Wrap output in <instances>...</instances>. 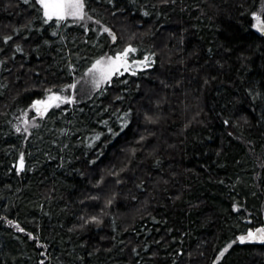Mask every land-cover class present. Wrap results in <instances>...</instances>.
I'll return each instance as SVG.
<instances>
[{"label":"trees","instance_id":"16d2710c","mask_svg":"<svg viewBox=\"0 0 264 264\" xmlns=\"http://www.w3.org/2000/svg\"><path fill=\"white\" fill-rule=\"evenodd\" d=\"M261 5L88 0L85 28L0 0V264H212L228 245L216 264H264V242L238 239L264 225ZM128 44L150 65L78 88L24 131L45 89ZM91 215L103 222L84 224Z\"/></svg>","mask_w":264,"mask_h":264},{"label":"snow or ice","instance_id":"6c2138e0","mask_svg":"<svg viewBox=\"0 0 264 264\" xmlns=\"http://www.w3.org/2000/svg\"><path fill=\"white\" fill-rule=\"evenodd\" d=\"M114 0H108V3H113ZM25 4L29 3V0H24ZM35 4L39 5L37 11L42 12V19L44 24H48L49 22H54L56 24H61L62 22H67L71 20L73 23H79L81 27H87L86 22L92 20L93 17L89 15V10L87 8L88 0H35ZM94 11V10H93ZM148 12H145L144 15H148ZM252 17L255 18L258 23L254 24L253 27L257 28L259 32L264 33V18L257 12L251 13ZM95 23L97 25H101V20L96 19ZM100 31L107 33L111 36L113 41L117 40L116 34L112 31L110 27L101 26ZM12 36H4L3 40L5 43L10 41ZM16 51H22L19 45L16 46ZM137 49L132 46V44H128L122 50H117L114 55H102L97 58L91 66L86 70L85 76L81 77L80 80H73L70 84H65L62 87L58 88L56 91H53L52 88H48L44 90L43 97L34 99L29 104V108L34 109L38 116L45 115L49 109L53 107H59L62 103L73 102L76 99V90L81 87V81L84 83H89L92 86V89H99L102 84L110 83L113 75L119 72L121 69L125 71L129 70L133 64H144L147 63L148 57L144 58V61H130L129 56L131 53L136 52ZM73 90L72 95H65V90ZM131 109H129L128 113H125V119L123 121V127H127L128 116L131 113ZM145 121L152 122L153 117L149 114H145ZM107 123V122H105ZM225 123H228L226 120ZM27 124V121H25ZM27 127L24 128V131H27ZM16 131L19 132L21 129L19 127L16 128ZM109 132L113 130L111 128L108 129ZM116 134V133H114ZM97 135V139L99 138ZM145 138L143 136L140 137V140L143 141ZM135 150L133 149V152ZM25 167V156L24 153L21 152L19 156V165L17 167V171L22 170ZM118 177L119 173H112ZM99 183V182H98ZM119 183V180H117ZM115 194L113 193L111 197L106 198L105 204L111 205L113 203ZM94 200H99L100 196L97 195L92 197ZM237 207L236 205L233 206ZM101 213H103V209H101ZM106 214V213H105ZM84 221V224L95 223L97 225L101 224L103 221L101 220L99 215H91L88 217H81ZM10 224H14L21 232H24L25 229L21 227L18 223L14 221H9ZM29 237H32V233H27ZM241 242L245 240H262L264 241V225L257 227L255 229L249 228L247 231V235H241L238 237ZM231 245H228L223 250L219 252V255L213 261V264H216V261L220 260L225 253L229 250ZM43 264V261H41Z\"/></svg>","mask_w":264,"mask_h":264},{"label":"rangeland","instance_id":"374dc122","mask_svg":"<svg viewBox=\"0 0 264 264\" xmlns=\"http://www.w3.org/2000/svg\"><path fill=\"white\" fill-rule=\"evenodd\" d=\"M263 9H264V5H261V7L259 8V10L257 11V13L261 16V14H262V12H263ZM262 18V17H261ZM69 22H72L71 20H69ZM90 21H87L86 22V24H88ZM73 23V22H72ZM256 23H258V21L254 18V24H256ZM74 24H79V23H74ZM101 26H104V25H101ZM101 26H100V28H101ZM256 29V31H258V29L257 28H255ZM114 32V31H113ZM259 32V31H258ZM264 34V33H263ZM108 35V34H107ZM115 42V41H114ZM134 47V46H133ZM136 49H137V51L136 52H134V53H131L130 54V56H129V60L130 61H144V58L147 56L148 57V61H147V63H144V64H133L132 66H131V68L129 69V70H127V71H131V72H134V71H136L137 69H141V68H144V67H146V66H148V65H150V62L152 61V56L150 55V53H148V52H139V50H138V48L137 47H135ZM97 58H99L98 56L97 57H94V58H92L89 62H88V64L86 65V67L84 68V71H83V74L81 75V76H79L78 78H76V80H80V78L81 77H83V76H85V74H86V70L91 66V64L97 59ZM125 70L124 69H121L119 72H117V73H120V72H124ZM82 89L83 88V90L84 89H86V90H88V89H91L92 88V86H91V84H90V82L89 83H84L83 81H81V87H79V89ZM64 94L65 95H72L73 94V90H65V92H64ZM76 94V93H75ZM43 97V96H42ZM63 104H65V103H62V104H60V106L61 105H63ZM32 112H27V113H25L24 115H25V119L23 120V122L21 121V123H22V127L23 128H25V127H27V128H30L31 126H34V125H36L37 124V120L39 119V118H42V117H44L45 115H43V116H38L37 114H36V112L34 111V109H32L31 110ZM25 121H27V124H25ZM18 165H19V161H18ZM249 241H251V243L252 242H255V241H257V240H249ZM258 242V241H257ZM259 242H264V241H262V240H260Z\"/></svg>","mask_w":264,"mask_h":264},{"label":"water","instance_id":"95a60500","mask_svg":"<svg viewBox=\"0 0 264 264\" xmlns=\"http://www.w3.org/2000/svg\"><path fill=\"white\" fill-rule=\"evenodd\" d=\"M259 34L260 35H262L263 33H261V32H259ZM109 35V34H108ZM109 38L112 40V38H111V36L109 35ZM113 41V40H112ZM114 42V41H113ZM248 223H249V220L247 221ZM248 231V230H247ZM247 235V232H246V234H245V236ZM257 241L259 242L260 240L259 239H257ZM213 264V263H212Z\"/></svg>","mask_w":264,"mask_h":264},{"label":"flooded vegetation","instance_id":"af4514ba","mask_svg":"<svg viewBox=\"0 0 264 264\" xmlns=\"http://www.w3.org/2000/svg\"><path fill=\"white\" fill-rule=\"evenodd\" d=\"M249 228H247V230H248ZM246 233V232H245ZM245 233L244 234H242V235H245ZM239 242L240 243H245V242H250L249 240H245L244 242H241L240 240H239Z\"/></svg>","mask_w":264,"mask_h":264}]
</instances>
